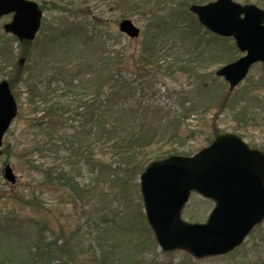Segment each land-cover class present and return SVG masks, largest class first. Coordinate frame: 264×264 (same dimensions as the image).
I'll return each mask as SVG.
<instances>
[{
  "label": "trees",
  "instance_id": "trees-1",
  "mask_svg": "<svg viewBox=\"0 0 264 264\" xmlns=\"http://www.w3.org/2000/svg\"><path fill=\"white\" fill-rule=\"evenodd\" d=\"M158 1L148 6L144 0L143 3L116 0V3L126 14H150L138 57L130 64L131 70L148 84L160 76L171 79L175 75H183L187 83H192L187 94L183 88L182 93L171 91L179 96L180 110L166 121L154 122L155 117L149 121L148 111L154 107L143 103L127 76H122L128 62L118 51L109 50V40H101L104 35L100 36L96 27L89 26V33L83 32L84 29L70 32L80 38V43L63 51L60 45L69 34L57 35L56 29L49 30H52L50 36L38 39L37 35L30 43L14 38L18 43L19 60L11 73L6 69L12 67L14 51L6 46L7 50L1 53L0 78H7L10 90L20 103L19 114L25 110L21 100L26 95L32 151L42 154L49 146L55 153L61 154L63 148L70 153L63 166L57 169L49 165L44 170L46 185L60 187L75 200L92 197L102 200V204L105 202L106 215L96 217L94 223V264H148L152 261L154 234L146 221L143 204L133 201L129 187L154 160L194 155L183 148L179 131L197 110L203 108L206 112L215 106L218 111L230 108L237 118L241 112L246 115L250 108L256 110L259 106L260 100L251 99L247 92L242 99L238 96L234 100L229 99L230 91L225 92V99L213 93L212 87L218 78L210 68L234 62L239 50L231 39L210 33L190 12L191 4L212 0H172L164 13L157 9ZM260 2L264 6V0ZM41 7L45 10V6ZM122 18L124 20L125 16ZM42 27L44 29L45 24ZM28 60L33 61L32 67H27ZM256 86L264 92V73ZM189 94L195 98L190 103L186 98ZM253 114L256 112L250 115ZM65 126H69L70 134ZM149 127L152 129L148 130ZM221 133L215 127L207 142L211 144ZM173 141L177 146L171 145L168 149L159 146ZM95 146L101 155H111L117 167L106 163L103 156L96 160ZM82 172L89 175L88 185L78 183ZM15 200L21 205L28 204L21 198ZM34 206L42 205L34 202ZM19 213L18 209H13L0 215V264H53L51 255L63 249H58L57 242L47 243V230L43 226L27 239L28 245L18 244L22 243L18 234L23 232ZM33 221L36 227L41 220ZM261 227L254 231L261 233ZM261 240L264 242V234ZM77 248L67 249L69 262L79 261Z\"/></svg>",
  "mask_w": 264,
  "mask_h": 264
},
{
  "label": "rangeland",
  "instance_id": "rangeland-1",
  "mask_svg": "<svg viewBox=\"0 0 264 264\" xmlns=\"http://www.w3.org/2000/svg\"><path fill=\"white\" fill-rule=\"evenodd\" d=\"M32 1L38 5L45 6L42 24H45L46 27L44 29L43 27L41 28L38 39L44 36H50L52 34V30L49 32L51 28L56 29L54 30L55 34L57 32V35H62L69 34L70 32L73 33L74 30L80 29H84L83 32L88 31L89 33V26L96 27V32L100 36L104 35L101 37V40H109V50L118 51L122 55V59L128 62V69L123 70L122 76H127V80L134 86L137 94L141 96L143 103H147L149 107H154L148 111L149 121L155 117L154 122L158 120L162 122L177 115L180 110L177 102L179 96L177 97L171 94V91L182 93V88L185 94L190 91L188 89L192 83H187L185 76L175 75L171 79L160 76L148 84L140 75L138 76L134 73L135 71L131 70L133 67L130 64L136 61L138 51L141 48L144 31L148 23L147 20L150 16L149 13L136 12L134 14H126L117 5L116 0ZM140 1L143 3V0ZM144 1L147 6L148 4L157 3V0ZM215 1L217 0L210 2ZM233 1L241 6L254 4L264 9L260 0ZM158 2L160 3L157 9H160V12L164 13L166 12L165 9H167V6L172 3V0H159ZM199 4L206 5L209 3ZM123 16L130 19L139 28L140 35L137 39H130L121 33L119 25L123 20ZM12 18V15H8L0 19V58L1 53L7 50L4 47L10 46L14 51V57L11 59L12 67L10 66L9 69H6L8 73L13 71V66L15 67L19 60L18 43L3 28V25L8 24ZM66 36L60 45V51L80 43V38L75 35L69 34V37ZM236 56L239 58L241 53L239 52ZM26 65L27 67H32L33 61L28 60ZM220 67L222 65L213 66L209 71L215 74V71ZM263 73V65L255 64L244 82L232 91V97L229 98L230 100H234L239 96L242 99V95L247 92L251 99L256 101V98H258L260 100L258 101L259 106L256 110L250 108L246 115L241 112V115L237 119L235 118V113L230 108L218 111V108L215 106L206 112L203 111V108H200L197 110V113L195 112L196 114L193 118L181 126L179 134L183 138V148L189 149L192 154L206 148L209 145L207 138L214 128L217 127L222 133L227 132L240 135L247 145L264 151V92L256 86ZM217 78L212 87L213 93L216 94L217 92L218 95L225 99V92L229 91V84L222 78ZM2 80H7V78H0V82ZM25 96L24 94L21 100L25 110L22 113L20 112L13 121L12 127L3 139V150H7V152H4L0 158V215L4 216L7 212L13 211V209L20 211L18 215L23 219L21 224L22 229L19 227L23 232L18 234L19 240L22 241V243L18 242L20 245L23 243L28 245L29 242L27 239L33 237L35 235L34 232H38L39 228L43 226L47 230V234L45 235L47 243H50V241L57 242L58 249H63V252L60 253L58 251L51 255L53 264H94L92 260L93 252L95 251V244H92V235L95 229L94 223L96 217L98 218L103 214L106 215L108 209H106L105 202L102 204V200L97 201L92 197L84 201L75 200L70 193L63 191L60 187L50 185L48 187L46 185L44 170L49 165L57 169L63 166V163L67 162L70 153L66 148L62 149L61 154L55 153L49 146V149H46L42 154H39L37 151H32L33 147L31 142L33 138L28 130L30 118ZM186 98L188 103H190V100L192 102L195 100L190 94ZM19 105L20 103L18 102V108ZM253 112H256V115H250ZM252 116L253 120L251 119ZM66 126L65 131L69 130V126ZM150 129L152 128L149 127L148 130ZM68 132L69 134L71 133L70 130ZM171 145L177 146L174 141L169 144L163 143L159 146L168 149ZM66 147L68 149V145ZM94 149L96 152L94 158L96 160L101 159V156H103L101 152L98 153L96 146ZM110 157L111 155L107 154L103 156V159L106 163L109 162L112 164L114 168L117 167L118 164ZM7 165L12 167L14 176L16 177V183L14 185H11L3 177L4 168ZM81 174L78 177V183L88 185L90 181L88 173L82 172ZM129 193L133 201L141 202L144 205L142 193L140 192L139 178L131 182ZM16 197L28 202V204H19L15 200ZM34 202H40L42 206L36 207L34 206ZM214 206L215 203L212 200H206L199 194H193L187 206L182 210L181 218L187 224H205ZM35 218L41 220L36 227H34L35 221H33ZM261 231V233L253 231L245 239L242 246L234 249L232 253L211 258H202L200 260L195 259L184 250L168 253L163 252L157 244L154 235L155 242L150 251L152 261L148 264H264V242L261 240L264 234V222L262 223ZM255 245H257V248ZM74 246L78 247L76 252L79 261L69 262L68 258L70 257L66 255V251L67 249H72Z\"/></svg>",
  "mask_w": 264,
  "mask_h": 264
},
{
  "label": "water",
  "instance_id": "water-1",
  "mask_svg": "<svg viewBox=\"0 0 264 264\" xmlns=\"http://www.w3.org/2000/svg\"><path fill=\"white\" fill-rule=\"evenodd\" d=\"M189 9L206 29L235 39L237 48L245 53L216 71L231 91L244 82L256 63L264 65V10L233 0L191 5ZM9 14L14 15L4 25L5 32L21 41L35 40L41 29V7L31 0H0V18ZM120 23L122 33L137 39L140 30L134 22L125 19ZM17 110L10 85L4 80L0 83V157ZM3 177L11 185L16 183L11 166L4 168ZM139 182L144 213L164 252L185 250L196 259L229 254L264 221V153L251 150L233 133L220 134L194 156L153 161ZM192 193L215 202L205 224H187L181 219Z\"/></svg>",
  "mask_w": 264,
  "mask_h": 264
}]
</instances>
